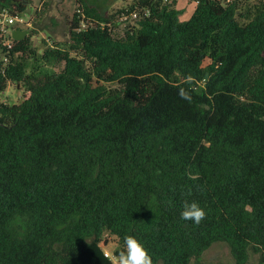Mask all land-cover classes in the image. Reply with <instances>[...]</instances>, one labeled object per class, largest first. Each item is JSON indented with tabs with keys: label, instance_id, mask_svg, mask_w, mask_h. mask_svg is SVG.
Here are the masks:
<instances>
[{
	"label": "trees",
	"instance_id": "obj_1",
	"mask_svg": "<svg viewBox=\"0 0 264 264\" xmlns=\"http://www.w3.org/2000/svg\"><path fill=\"white\" fill-rule=\"evenodd\" d=\"M74 1L64 48L0 42V93L24 90L0 101V264H110L107 234L153 264L215 243L264 264V0H193L186 20L174 0Z\"/></svg>",
	"mask_w": 264,
	"mask_h": 264
},
{
	"label": "rangeland",
	"instance_id": "obj_2",
	"mask_svg": "<svg viewBox=\"0 0 264 264\" xmlns=\"http://www.w3.org/2000/svg\"><path fill=\"white\" fill-rule=\"evenodd\" d=\"M90 3L96 5L102 11H108L107 13H117L118 9L126 7L132 0H88ZM176 1L175 7L182 10L180 19H188L195 9V1L191 0H174ZM257 0H249V3H255ZM76 7L74 0H28V10L23 13H19V17L27 21L22 25L26 31L23 38L30 37V41L33 47L39 48V52L43 51L46 46L42 43L45 38L49 37L52 45L55 42L60 47L64 48L68 38L69 19ZM40 9V10H39ZM133 21L131 17H127V23ZM127 23H123L121 28L116 29L120 34L123 32L122 28ZM13 45L17 40L13 37ZM22 38V39H23ZM43 47V48H41ZM23 89H18L15 84H8L7 88L0 93V101L9 104L19 103L23 98ZM109 238L108 244L105 249L113 248L116 251L119 248L117 237L107 234ZM220 244V243H215ZM216 247V246H215ZM215 247L208 249L200 258L194 261L193 264H228L227 251L224 253L214 252ZM220 247V245L218 246ZM215 257V258H214ZM220 259V260H218ZM218 260V261H216ZM258 255L251 253L249 264H262L258 263Z\"/></svg>",
	"mask_w": 264,
	"mask_h": 264
},
{
	"label": "clouds",
	"instance_id": "obj_3",
	"mask_svg": "<svg viewBox=\"0 0 264 264\" xmlns=\"http://www.w3.org/2000/svg\"><path fill=\"white\" fill-rule=\"evenodd\" d=\"M182 95H185L182 93ZM206 212L197 202L185 203L180 217L182 220L191 221L193 224H200L205 218ZM104 257L110 264H153L145 245L134 235L128 234L122 238V246L114 251L113 248L104 250Z\"/></svg>",
	"mask_w": 264,
	"mask_h": 264
},
{
	"label": "built area",
	"instance_id": "obj_4",
	"mask_svg": "<svg viewBox=\"0 0 264 264\" xmlns=\"http://www.w3.org/2000/svg\"><path fill=\"white\" fill-rule=\"evenodd\" d=\"M131 18L133 19L131 23H134V20L137 18V12L133 11ZM123 19L126 20L124 23H127V17L124 16ZM26 23L27 21L19 17V13L12 14L7 9L0 10V42L2 45L11 48L13 46V29L18 24L24 25ZM43 38H45L47 43L50 42L49 37L43 36Z\"/></svg>",
	"mask_w": 264,
	"mask_h": 264
},
{
	"label": "crops",
	"instance_id": "obj_5",
	"mask_svg": "<svg viewBox=\"0 0 264 264\" xmlns=\"http://www.w3.org/2000/svg\"><path fill=\"white\" fill-rule=\"evenodd\" d=\"M191 1H193V0H191ZM19 30H24L22 24H18L13 29V33H12L13 36H16L17 35V32L20 34ZM219 245H220V247H218ZM213 247H215V249H214L215 254L218 253V252L219 253H222V252L224 253V251H227V253H229L228 248H227V246L225 244H222V243H220V244H213L209 249H212ZM226 255L228 256L227 257L228 264H235L234 261H233V259H232V257L230 256V253L229 254H226ZM218 260H220V259H218ZM218 260H216V261H218Z\"/></svg>",
	"mask_w": 264,
	"mask_h": 264
},
{
	"label": "water",
	"instance_id": "obj_6",
	"mask_svg": "<svg viewBox=\"0 0 264 264\" xmlns=\"http://www.w3.org/2000/svg\"><path fill=\"white\" fill-rule=\"evenodd\" d=\"M18 34H19V33L17 32V35H18ZM17 35H16V36H13V34H12L13 37H18Z\"/></svg>",
	"mask_w": 264,
	"mask_h": 264
}]
</instances>
